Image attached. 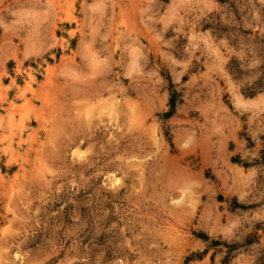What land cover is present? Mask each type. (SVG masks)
Instances as JSON below:
<instances>
[{"label":"rangeland","instance_id":"rangeland-1","mask_svg":"<svg viewBox=\"0 0 264 264\" xmlns=\"http://www.w3.org/2000/svg\"><path fill=\"white\" fill-rule=\"evenodd\" d=\"M0 264H264V0H0Z\"/></svg>","mask_w":264,"mask_h":264},{"label":"bare ground","instance_id":"bare-ground-1","mask_svg":"<svg viewBox=\"0 0 264 264\" xmlns=\"http://www.w3.org/2000/svg\"><path fill=\"white\" fill-rule=\"evenodd\" d=\"M118 180V179H117ZM119 181V180H118Z\"/></svg>","mask_w":264,"mask_h":264}]
</instances>
